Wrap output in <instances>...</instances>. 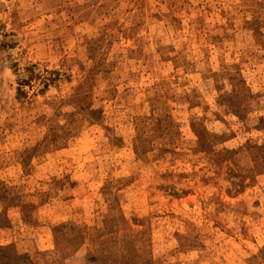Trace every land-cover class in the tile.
<instances>
[{
	"label": "rangeland",
	"instance_id": "obj_1",
	"mask_svg": "<svg viewBox=\"0 0 264 264\" xmlns=\"http://www.w3.org/2000/svg\"><path fill=\"white\" fill-rule=\"evenodd\" d=\"M0 264H264V0H0Z\"/></svg>",
	"mask_w": 264,
	"mask_h": 264
},
{
	"label": "trees",
	"instance_id": "obj_2",
	"mask_svg": "<svg viewBox=\"0 0 264 264\" xmlns=\"http://www.w3.org/2000/svg\"><path fill=\"white\" fill-rule=\"evenodd\" d=\"M25 257H27V256H25Z\"/></svg>",
	"mask_w": 264,
	"mask_h": 264
}]
</instances>
